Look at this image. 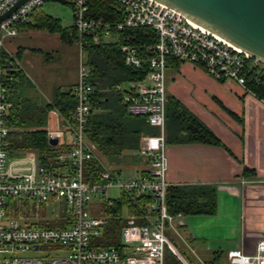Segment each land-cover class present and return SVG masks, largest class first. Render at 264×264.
Instances as JSON below:
<instances>
[{
    "label": "built area",
    "instance_id": "1",
    "mask_svg": "<svg viewBox=\"0 0 264 264\" xmlns=\"http://www.w3.org/2000/svg\"><path fill=\"white\" fill-rule=\"evenodd\" d=\"M18 1L0 0V16ZM47 1L51 0H25L0 19V264H164L166 247L182 264H188L167 234L178 235L175 222L181 215L169 214L166 206L168 59L199 66L214 80L235 82L248 92L246 81L258 79L264 65L158 0H113L118 21L92 17L88 0H58L71 5L79 55L77 80L70 88L75 99L71 118L53 110L56 124L47 128L49 138L56 137L57 144L69 146V151L59 156L68 163L49 170L37 163L33 153L22 158L8 156L12 129L8 85L10 74L20 65L3 43L16 36L20 28L35 26L34 16ZM127 29H147L155 38L147 44H134L129 36L123 37L119 52L124 65L140 68L145 64L148 69L143 78L124 79L110 89L121 94L127 114L143 117L156 129V133L140 135L136 151L147 169L144 174L127 177L104 170L100 181L86 182L84 165L93 158L87 130L96 90L86 49L99 42H113L118 31ZM113 187L134 197H149L142 215H126L119 246L99 244L109 216L94 215L89 208L92 197L100 199L102 205L112 204L107 190ZM139 218L144 222L136 223ZM40 220H62L64 224L43 225ZM224 264H264V239L257 241L251 254L228 250Z\"/></svg>",
    "mask_w": 264,
    "mask_h": 264
},
{
    "label": "crops",
    "instance_id": "2",
    "mask_svg": "<svg viewBox=\"0 0 264 264\" xmlns=\"http://www.w3.org/2000/svg\"><path fill=\"white\" fill-rule=\"evenodd\" d=\"M26 28L29 27H22L19 31ZM71 38L75 40L72 34L66 40ZM8 51L20 59V47L13 52ZM44 57L46 63L53 61L50 54H44ZM19 69L29 81L30 86L25 83L24 88L27 87L26 95L32 102L51 104L55 92L62 91L60 86H53L45 93L39 91L41 88L36 90L25 69L21 66ZM165 73L166 95L180 101L222 143L208 145L166 141L168 185H212L216 192V211L212 214L181 213L175 222L178 235L174 236L183 239L184 243L188 241L200 245L212 253V259L221 253L215 258H224L221 264L225 263V255L230 249L251 254L257 241L264 239V102L235 82L214 80L191 63L173 66L169 62ZM74 83L75 80L69 84L68 90ZM13 93L14 88H10L9 96ZM53 110L56 108L52 107L47 114L46 130L55 127ZM90 144L93 157L103 165L104 170L120 175L123 168L118 164L123 161L104 162L95 145ZM136 151L122 152L125 157L132 158L128 165L132 173L128 176L138 175L147 169L145 160L139 156V160L132 157L137 156ZM244 167L253 170L250 175L242 174ZM99 201L91 203L90 211L101 217L102 202Z\"/></svg>",
    "mask_w": 264,
    "mask_h": 264
},
{
    "label": "trees",
    "instance_id": "3",
    "mask_svg": "<svg viewBox=\"0 0 264 264\" xmlns=\"http://www.w3.org/2000/svg\"><path fill=\"white\" fill-rule=\"evenodd\" d=\"M88 2L92 17L103 21L119 20V11L113 0H88ZM34 18L37 21L36 25L28 27L46 28L50 32L58 31L63 40L70 38L71 34L76 37L73 26L64 28L52 16L40 12L35 14ZM146 30L127 29L125 32L114 30L117 32V40L92 44L86 49L88 61L94 69L91 81L96 88L92 96L87 137L95 145L97 151L110 161H120V157H124L122 152L125 150H137L141 134L156 133V129L147 124L143 117L127 114L125 107L121 104V94L117 92V97L112 98L109 88V85H114L124 79H141L147 73L148 68L145 64L140 68L125 66L119 52V44L124 41V36H129L130 42L134 44H147L155 41L151 31ZM168 61L173 65L178 64L175 59H168ZM10 76L12 80L8 87L9 89L14 88V93L11 97L8 96L12 102L9 158H22L27 153H33L37 163L49 170L66 166L68 160L61 161L59 156L66 154L69 146L51 145L48 142L46 120L52 107H55L63 118H71L75 99L70 90L56 91L51 104L41 105L32 102L26 95L27 87H24L30 84L20 69H14ZM246 87L264 102V73L256 80H247ZM165 108V140L167 142L222 145L219 137L173 96L166 95ZM132 157L139 160L136 155ZM99 163L94 157L85 163L84 180L86 182L101 180L104 167ZM252 171L244 167L242 174L250 175ZM144 173L145 170H142L141 174ZM112 200V204L102 205L101 214L109 217L103 226V234L98 242L101 245L119 246L120 230L127 223L126 215L137 217L142 215L146 209L145 205L149 202V197H134L128 192H121L117 198ZM166 206L169 214L179 212L183 215L212 214L216 211L215 188L212 185L203 184L169 185L166 189ZM39 222L43 225L64 224L62 220H40ZM135 222L142 223L144 220L139 218ZM167 234L170 241L173 240L174 235L171 231ZM219 254L221 255L218 253L215 258ZM215 258L211 263L215 262Z\"/></svg>",
    "mask_w": 264,
    "mask_h": 264
},
{
    "label": "rangeland",
    "instance_id": "4",
    "mask_svg": "<svg viewBox=\"0 0 264 264\" xmlns=\"http://www.w3.org/2000/svg\"><path fill=\"white\" fill-rule=\"evenodd\" d=\"M40 10L47 16H52L64 28L73 26L72 8L67 2L58 0L47 1L41 6ZM3 43L12 52L20 47L22 54L20 59H17L18 63L21 69H25V73L31 78L36 90L41 88L39 91L45 93L46 90L53 86H60L62 91H67L69 84L77 80L79 50L76 40L73 38L70 41L63 40L58 31L50 32L46 28L29 27L26 30L19 31L16 36L5 39ZM44 54H50L53 61L46 63ZM180 63L184 62H178L177 66ZM198 68L201 69L199 66ZM112 87L113 84L109 85L110 89ZM110 94L112 98L117 97V92L114 90H110ZM120 158L123 161L118 164L120 168H123L120 176L127 177L132 173L128 167L132 162V158L125 156ZM101 159L109 163H115L116 161H110L103 155H101ZM119 195L120 190L117 188L113 187L107 190V197L109 198H117ZM97 200L98 198L94 197L89 204V208L91 203L97 202ZM171 244L188 264H221L224 262V258H219L215 260V263H211L213 257L211 252L204 250L198 244L188 241L184 243V240L178 239V237L174 236ZM174 257L176 256L166 247L164 250V264H182L178 258L177 260Z\"/></svg>",
    "mask_w": 264,
    "mask_h": 264
},
{
    "label": "water",
    "instance_id": "5",
    "mask_svg": "<svg viewBox=\"0 0 264 264\" xmlns=\"http://www.w3.org/2000/svg\"><path fill=\"white\" fill-rule=\"evenodd\" d=\"M25 0L18 1L2 19ZM222 38L264 65V0H158ZM51 145L57 144L50 137Z\"/></svg>",
    "mask_w": 264,
    "mask_h": 264
}]
</instances>
